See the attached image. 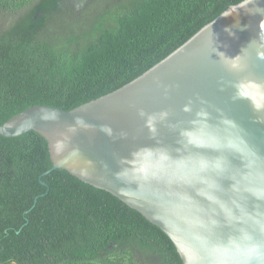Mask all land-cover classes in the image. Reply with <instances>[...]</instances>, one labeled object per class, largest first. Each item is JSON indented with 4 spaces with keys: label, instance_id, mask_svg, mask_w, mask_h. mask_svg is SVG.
I'll list each match as a JSON object with an SVG mask.
<instances>
[{
    "label": "water",
    "instance_id": "95a60500",
    "mask_svg": "<svg viewBox=\"0 0 264 264\" xmlns=\"http://www.w3.org/2000/svg\"><path fill=\"white\" fill-rule=\"evenodd\" d=\"M65 169L143 214L184 264H264V0L230 7L123 88L72 111L35 106ZM43 185H45L43 183Z\"/></svg>",
    "mask_w": 264,
    "mask_h": 264
},
{
    "label": "trees",
    "instance_id": "16d2710c",
    "mask_svg": "<svg viewBox=\"0 0 264 264\" xmlns=\"http://www.w3.org/2000/svg\"><path fill=\"white\" fill-rule=\"evenodd\" d=\"M244 1L0 0V124L123 88ZM52 168L40 134L0 135V264H184L143 214Z\"/></svg>",
    "mask_w": 264,
    "mask_h": 264
}]
</instances>
